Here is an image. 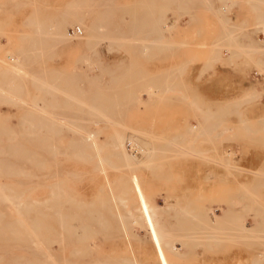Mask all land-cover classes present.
<instances>
[{
  "label": "rangeland",
  "instance_id": "obj_1",
  "mask_svg": "<svg viewBox=\"0 0 264 264\" xmlns=\"http://www.w3.org/2000/svg\"><path fill=\"white\" fill-rule=\"evenodd\" d=\"M12 4H20L21 7H13ZM226 4H229V8L232 7L229 9ZM0 6L5 7L3 10L0 7V20H3L2 25L0 24V69L6 68L4 70L7 74H13L11 70L21 71L20 75L25 81H19L21 86L16 90L28 91L30 95L23 96L20 100L27 104L38 100L45 103L39 101L41 107L27 104L17 108L0 105V112L9 116L7 125L15 134L24 130L30 135L35 129L34 133L37 134L35 137L32 135L33 138H16L17 143L30 147L34 157L40 155L41 160L45 158V154L37 148L36 142L41 139L42 145L48 142L45 146L50 147L54 142L60 149L54 155L59 166V177L54 175L55 170L51 167L55 161L44 160L42 177H31V180L29 177L33 185L27 184L25 192L10 189V194L14 198L22 195L23 197L18 198L21 199L18 200L19 203L25 201L31 204L30 200L42 202L51 195L49 185L55 180H63L66 184L63 183L62 187L66 189V194L83 204L82 217L73 221L79 229L87 225L93 231V237L80 243L77 237L76 241L61 240L58 248L53 246V243L60 242L58 239L48 240L40 235L19 237L16 229L15 233L10 234V238L8 233L5 234L6 237H2L3 234L0 233V264H37L38 258L27 248L28 240L39 242L36 251L41 250L45 254L40 258L39 264H45V260L49 264H69L71 261L81 264H123L124 261V264L264 263L260 261L264 257V0H0ZM102 8H105L103 12L107 14L106 23H103L106 25H101L103 31H98L97 26L95 33L93 31L88 34L89 13L93 11L97 15ZM61 13L67 15L64 19L66 21L60 27H54L56 31L49 30L48 34L44 32V35L50 37L45 36L47 42L50 40L52 45L57 46L52 55L42 56L43 59L40 58V53L34 56L26 54L34 50L42 51L40 48L32 50L30 39L34 38L33 28L27 25L28 22L36 21L31 20L36 14L40 22L46 21L48 24L49 19H57ZM96 17L99 19L98 15ZM158 21L162 22V28L166 31L156 33V27L153 26L154 23L157 26ZM75 28L81 34H69L70 40L65 38V34ZM152 29L156 31L155 34ZM224 33L231 36L228 38V45L232 49L226 46ZM153 39H156L157 44L149 46ZM87 40L93 44L90 45ZM35 57L36 60L44 61L35 65L31 62ZM84 59L90 63H85ZM44 67V73H41L40 68ZM55 71L56 75L52 73ZM63 77L68 78L64 81ZM53 78L57 82L63 80L60 83L63 84L62 90L66 97L73 87L70 95H78L76 101L79 102H74L75 97L67 99L64 94L56 93L55 98L51 87ZM44 84L48 88V94L43 92ZM75 89L81 91L80 95ZM55 99V107L59 109L48 104ZM84 100L87 103L88 100H94L101 105L99 107L102 110L104 107L107 120H97L94 115L90 116ZM67 102L73 103L69 106ZM82 102L84 105L80 104ZM233 102L238 105L234 107ZM196 103L203 106L199 107ZM229 103L234 109L227 107ZM36 108L45 109L44 113H39L44 119L43 124L49 119L52 124L55 121V125H64L61 131L58 130L59 137H46L45 134H51L47 128L40 129L41 133H45L41 136L36 127L33 130L27 125L21 127L16 118L20 114L19 110L35 111ZM58 110L63 113L59 111L58 114ZM86 114L94 117L95 121H91L94 118L88 119ZM90 121L91 125L85 127ZM33 123L28 124L34 125ZM73 126L83 127V131L81 132V128L74 130ZM87 130L96 132L95 141L101 152L97 156L92 150L81 149L84 155L87 151L89 157L80 158L78 153L74 156L75 148L84 145L80 135ZM113 130L121 131L125 137L131 138L126 146L128 150L131 148L132 156L137 158L132 172L124 159L111 155L107 142H110L112 133H115ZM52 137L57 138L54 140ZM7 141L6 136H0L2 148ZM99 157L104 162L98 164ZM23 164L33 168L26 161ZM27 172L24 173L25 176L30 174ZM46 172L50 173V178L43 177ZM0 177L1 183L24 178ZM130 177L138 181V193L125 187L126 178ZM121 199L132 210V207L147 202L163 208L171 204L174 213L167 215L165 226L171 233L175 232L172 234L177 239H193L189 243L187 261L172 257L162 243L144 239L143 232L139 229L134 231H137L140 239L137 236L134 239L129 225L126 229L130 239L125 238L126 234L121 230L118 218L121 214L125 216L121 212ZM12 204L15 206L14 201ZM63 207L69 213H74L70 202H65ZM89 211L93 212L94 221L101 218L96 221L100 225L97 226L98 230L96 222L87 215ZM191 217L192 220L187 222ZM260 220L263 223L256 228V222ZM241 223H245L255 235L258 231L259 236L253 234L249 236L251 238H242L239 227ZM0 228L3 229V224H0ZM191 229H195V232ZM196 229H201L198 232L204 231L207 235L217 234V243L211 240L208 246H199ZM223 235H228L231 239L224 242L229 238ZM87 240L89 241L86 242ZM220 240L227 246H220L223 245ZM237 240H240L239 243ZM84 242L91 246L88 248L80 245ZM241 242L244 243L241 245ZM259 244L261 247L257 246ZM62 245H66L65 248ZM71 248L80 255L72 257ZM251 251L257 253L253 254Z\"/></svg>",
  "mask_w": 264,
  "mask_h": 264
},
{
  "label": "bare ground",
  "instance_id": "obj_2",
  "mask_svg": "<svg viewBox=\"0 0 264 264\" xmlns=\"http://www.w3.org/2000/svg\"><path fill=\"white\" fill-rule=\"evenodd\" d=\"M169 1V0H168ZM180 1H182V0H180ZM192 1V0H191ZM85 3V2H84ZM182 3V2H181ZM78 4V3H77ZM114 4V3H113ZM187 4H190V2L189 3H187ZM186 4V5H187ZM20 4H16V5H14V4H12V6L14 7V6H16V7H18ZM81 6H82V3L80 4ZM122 5V4H121ZM126 5V4H125ZM171 5V4H170ZM170 5H167V7L168 6H170ZM183 5V4H182ZM229 5V4H228ZM228 5L226 4L225 6H227L228 7ZM2 6V5H1ZM0 6V7H1ZM5 6V5H4ZM11 6V5H10ZM72 6V5H71ZM76 6V5H75ZM96 5H94V7H95ZM104 6H106L107 7V5H104ZM103 6V7H104ZM113 6H115V5H113ZM188 6V5H187ZM187 6H185L184 8H187ZM231 6V5H230ZM233 6H235V5H233ZM6 7V6H5ZM5 7H1L2 8V10H3V8H5ZM19 7H21V6H19ZM98 7V6H97ZM178 7H180V6H178ZM182 7V6H181ZM232 7V6H231ZM230 7V8H231ZM256 7V6H255ZM72 8V7H71ZM117 8H119V7H117ZM164 8V7H163ZM166 8V7H165ZM184 8H178V9H183V10H185ZM229 8V7H228ZM229 8V9H230ZM234 8V7H233ZM70 9V8H69ZM77 9H79V8H77ZM76 9V10H77ZM82 9V8H81ZM80 9V10H81ZM188 9H189V7H188ZM188 9H187V11H188ZM224 9V8H223ZM1 10V9H0ZM1 10V11H2ZM73 10V9H72ZM90 10V9H89ZM102 10V11H101ZM100 10V13L98 12L97 13V15H98V17H99V19H97V15H96V13H94L93 11H91V14L89 13V16L88 17H90L89 19V24H90V26L88 27V34L89 33H91V32H93V33H95V31H97L96 29H98V31H103V26L104 25H106V24H103L105 21H106V17H107V14L105 13V12H103V10H105V8H102ZM127 10V9H126ZM152 10V9H151ZM153 10H154V7H153ZM164 10V9H163ZM190 10V9H189ZM67 11V10H66ZM109 11V10H108ZM130 11V10H129ZM161 11V10H160ZM79 12H82L83 13V11H79ZM96 12V11H95ZM130 12H132V11H130ZM185 12V11H184ZM226 12V11H225ZM230 12V11H229ZM152 13V12H151ZM164 13V12H163ZM67 14V13H66ZM70 14V13H69ZM123 14V13H122ZM152 15V14H151ZM161 15V14H160ZM65 16H67V15H62V13L60 14V17L59 18H57V19H49V18H46V20L47 19H49L50 21H49V23L47 24L46 23V21H44V22H40L39 21V19H37L36 18V14L34 15V18H32L31 20H36V21H29L28 22V24L27 25H31L32 26V28H33V36H34V38H32V39H30V43L32 44V50H34V49H36V48H40L41 50V52H36L35 50L32 52H26V54H30L31 53V55L32 56H34V55H36V54H38V53H40V55H41V57L40 58H43L42 56H48V55H52V51L54 50V49H56L57 48V46H55V44H51L52 42L49 40V42H47V40L45 39V36L46 35H44L45 33L44 32H50V31H54L55 30V28L54 27H60L62 24H63V22L64 21H66V20H64L65 19ZM92 16V17H91ZM143 15H141V17H142ZM70 17V16H69ZM68 17V18H69ZM78 17V16H77ZM110 17H112V16H110ZM134 17V16H133ZM260 17V16H259ZM258 17V18H259ZM262 17V16H261ZM55 18V17H54ZM80 18V17H79ZM81 18H84V16L83 17H81ZM153 18V17H152ZM70 19V18H69ZM77 19V18H76ZM75 19V20H76ZM97 19V20H96ZM143 19V18H142ZM264 19V18H263ZM79 20V19H78ZM77 20V21H78ZM159 20V19H158ZM1 21V20H0ZM3 21V20H2ZM2 21L0 22V24L2 25ZM76 21V22H77ZM87 21V20H86ZM155 21V20H154ZM224 21V20H223ZM5 22V21H4ZM69 22V21H68ZM73 22V21H72ZM144 22V21H143ZM156 22V21H155ZM159 22V23H158ZM157 22V26H155V24L156 23H154V26L153 27H156V31H154L153 29H152V32L154 33V32H156V33H160L162 30H164V28H162V22H160V21H158ZM264 22V21H263ZM78 23V22H77ZM106 23V22H105ZM145 23H147V22H145ZM74 24H76V23H74ZM79 24V23H78ZM159 24V25H158ZM264 24V23H263ZM101 25H103V26H101ZM97 26H98V28H97ZM142 26V25H141ZM4 27V26H3ZM143 27V26H142ZM84 28V27H83ZM96 28V29H95ZM101 28V29H100ZM87 29V28H86ZM166 29H168V28H166ZM169 29H171V28H169ZM50 30V31H49ZM114 30V29H113ZM56 31V30H55ZM164 31H166V30H164ZM169 31V30H168ZM2 33V32H1ZM86 33V32H85ZM92 33V34H93ZM98 33V32H97ZM109 33V32H108ZM163 33V32H162ZM229 33V32H228ZM48 34V33H47ZM79 34H81V32H79ZM155 34V33H154ZM66 36H65V38L67 37V38H69V40H70V37L71 36H76V34L74 33L73 35H69V33L67 32L66 34H65ZM111 35V34H110ZM151 35V34H150ZM224 35H225V33H224ZM226 35H227V33H226ZM225 35V37H226V39H227V41H226V46H228L229 47V45H228V42H229V37H231L229 34L226 36ZM25 36H27V35H25ZM25 36H23V39L22 40H24V37ZM122 36V35H121ZM28 37V36H27ZM36 37L37 38H41V39H36ZM47 38L49 37V36H46ZM60 37V36H59ZM59 37H58V39H59ZM95 38H96V35L94 36ZM106 37V36H105ZM150 37V36H149ZM50 38V37H49ZM53 38V37H52ZM54 38H56V37H54ZM61 38V37H60ZM65 38H62V39H65ZM90 38H92V37H90ZM94 38V39H95ZM107 38V37H106ZM125 38V37H124ZM147 38V37H146ZM224 38V37H223ZM57 39V38H56ZM131 39V38H130ZM28 40V39H27ZM26 40V41H27ZM99 40V39H98ZM103 40V39H102ZM105 40V39H104ZM134 40V39H133ZM163 40V39H162ZM232 40V39H231ZM230 40V41H231ZM54 41V40H53ZM61 41V40H60ZM159 41V40H158ZM157 41V42H158ZM72 42V41H71ZM87 42H89L90 43V45L91 44H93V43H91L89 40H87ZM156 42V39H153V40H151L149 43V46H151V45H153L154 43ZM161 42V41H160ZM29 43V42H28ZM89 43H88V45H89ZM98 43V42H97ZM114 43H117V42H114ZM224 43V42H223ZM155 44H157V43H155ZM29 45V44H28ZM63 45V44H62ZM167 45H170V44H167ZM144 46H146V45H144ZM163 46V48H167V47H165L164 45H162ZM92 47V46H91ZM147 47V46H146ZM168 47H170V46H168ZM28 48V47H27ZM148 48V47H147ZM152 47H150V49H151ZM161 49H162V47H160ZM229 48H231L232 49V47L230 46ZM43 49H49V51L47 52H45ZM143 49H145L144 47H143ZM159 49V48H158ZM170 49V48H169ZM147 50V49H146ZM218 50V49H217ZM234 50V49H233ZM232 50V51H233ZM51 51V52H50ZM144 51V50H143ZM240 51V50H239ZM146 52V54L148 53L147 51H145ZM54 53V52H53ZM217 53H218V51H217ZM20 54V53H19ZM230 54V53H229ZM238 54V53H237ZM39 55V56H40ZM55 55V54H54ZM13 56V55H12ZM90 56V55H89ZM237 56V55H236ZM16 57V56H15ZM15 57H13V58H15ZM85 57V56H84ZM12 58V57H11ZM32 59V58H31ZM44 59V58H43ZM17 60V58L15 59V60H13V61H16ZM33 60V59H32ZM46 60V59H45ZM85 60V59H84ZM44 60H36V57H35V60H33V61H31L33 64H38L39 62H40V64H41V62H43ZM46 62V61H45ZM85 63H90V62H88L87 60H85L84 61ZM260 63V62H259ZM87 66H88V64H87ZM38 67V66H37ZM14 68V67H13ZM16 68V67H15ZM88 68H89V66H88ZM91 68V67H90ZM89 68V69H90ZM4 69H6V68H3V69H0V105H4V106H8V107H12V106H15L16 108H17V106H21V105H25V104H27L26 103V101H22V100H20V98L21 97H23V96H28V95H30L29 94V92L28 91H25V92H18L19 90H16L17 88H20V84H19V81H25V79H24V77L23 76H21L20 75V70L19 69H17V70H11V72H13V74H7L6 72V70H4ZM8 70V69H7ZM44 70H45V67L44 68H40V72L41 73H44ZM51 72V71H50ZM52 73H57L56 71L55 72H52ZM202 73V72H201ZM56 75V74H55ZM22 77V78H21ZM55 78H57L56 76H55ZM55 78H53L52 79V82H51V87H52V90H53V96H55V98H56V96H57V94L56 93H58V94H60V95H62V94H64L65 95V97H66V93H64V87H63V84L61 85V83L60 82H62V81H60V82H57V81H55L54 79ZM66 78H68V77H63V79H64V81H65V79ZM71 79L69 78L68 79V81H70ZM67 81V80H66ZM93 81V80H92ZM11 82H16V83H18V84H11ZM65 83V82H64ZM66 83H68V82H66ZM65 83V84H66ZM72 84H73V82H72ZM69 85V84H68ZM10 86H13L12 87V90L11 91H8V89H10ZM42 86H43V84H42ZM70 86V85H69ZM74 86V85H73ZM41 87V86H40ZM63 89V90H62ZM66 90H68V89H66ZM70 90V92L68 91V93H73V91L71 92V90H74V88L72 87L71 89H69ZM76 90V89H75ZM78 90V89H77ZM76 90V91H77ZM46 92V94H48V88H46V86H45V84H44V87H43V92ZM67 92V91H66ZM78 92V91H77ZM80 93H81V91L80 92H78V94L80 95ZM69 94V95H70ZM68 95V97H66L67 99L69 98H73V97H75V99H74V102H79V101H76L77 100V96H75V94L74 95H70L69 96ZM88 96H90V95H87V97ZM81 97V96H80ZM60 98H61V96H60ZM63 100H65V99H63ZM41 103H43V104H45L43 101H41V100H38V101H36V102H31V103H29L28 102V104L27 105H31V107H34V106H40V102ZM62 101V100H61ZM66 101H68V100H66ZM71 101H73V99H71ZM85 101V100H84ZM89 102L87 103V101H85L86 103V105L88 106V114H90V116L91 115H94L95 116V118L97 119V120H102V119H106V116H105V110H104V107H103V110L99 107V106H101V105H99V104H97L94 100H88ZM57 102H59V101H57ZM65 102V101H64ZM62 103V104H65V103ZM186 102V101H185ZM199 102V101H198ZM197 102V103H198ZM67 103H69V102H67ZM71 103H73V102H71ZM71 103H69V104H67V105H71ZM193 103V102H192ZM191 103V104H192ZM196 103V105L197 106H203V104H200V105H198ZM202 103V102H201ZM206 103V102H205ZM215 103V102H214ZM213 103V104H214ZM42 104V105H43ZM49 105L51 104L55 109H59V108H56L55 107V105H57V103H56V99L55 100H53V101H49V103H48ZM58 104H60V103H58ZM80 104H83V102L82 103H80ZM210 104V103H209ZM217 104V103H216ZM225 104V103H224ZM233 105H234V107L236 106V105H238V103L235 105V102H233L232 103ZM231 103H229L228 105H227V107H232L233 109H234V107L233 106H230V105H232ZM76 105H78V104H76ZM84 105V104H83ZM192 105H194V103L192 104ZM220 105H222V104H220ZM68 106V107H69ZM206 106V105H205ZM209 106V105H208ZM210 106H211V104H210ZM215 106V105H214ZM217 106H219V105H217ZM41 107V106H40ZM58 107V106H57ZM86 107V106H85ZM225 107V106H224ZM226 107V108H227ZM238 107V106H237ZM15 108V109H16ZM210 108V107H209ZM63 109V108H62ZM61 109V110H62ZM66 109V108H65ZM64 109V110H65ZM106 109V108H105ZM228 109V108H227ZM43 110H45V109H40V108H36V110L34 111V109H28V111H27V109H26V111H24V112H21L22 110H19L20 111V114H19V116H16V118H17V120H19L20 121V125H21V127H23L24 125H27L28 126V128L30 127L32 130L34 129V127H36L37 129H45V128H47V131L49 130L50 132H51V134H45V136L47 137H51V136H57V134H59L58 133V130L59 131H61L60 129L62 128V127H64V125H55V121H54V123L52 124V122H49L48 120H45V124H43L42 122L44 121V119H42L41 117H40V114L39 113H44L45 111H43ZM47 110V109H46ZM52 111V109H49V111ZM54 110V109H53ZM64 110H62V111H64ZM67 110V109H66ZM65 110V111H66ZM230 110V109H229ZM16 111H18V110H16ZM60 110H58V114L61 112V113H63L62 111H60ZM68 111H70V110H68ZM222 111H224V109L222 110ZM238 111V110H237ZM34 112V113H33ZM53 112V111H52ZM92 113V114H91ZM202 113V112H201ZM39 114V115H38ZM52 114H55V113H52ZM65 114V113H64ZM107 114V113H106ZM43 115V114H42ZM87 115V114H86ZM85 115V116H86ZM201 116H202V114H200ZM44 116V115H43ZM72 116V119H74L75 120V118H73V115H71ZM84 116V117H85ZM88 116V119H90V118H94V117H89V115H87ZM99 116V117H98ZM204 116V115H203ZM202 116V117H203ZM11 117V116H10ZM53 117L54 118H56V116H54L53 115ZM59 117V116H58ZM115 117V116H114ZM48 118V117H47ZM66 118H69V116L68 117H66ZM82 118V117H81ZM81 118H80V120H81ZM95 118L94 119H92L91 121H95ZM99 118H102V119H99ZM108 118V117H107ZM52 119V118H51ZM61 120H62V118H60ZM60 119H58L59 121H60ZM83 119H85V118H83ZM87 119V118H86ZM88 119L86 120V121H88ZM108 119H111V117L110 118H108ZM113 119V118H112ZM203 118H201V120H202ZM107 120V119H106ZM208 120V119H207ZM8 121H9V116L8 115H5V114H3L2 112H0V123L2 124V126L0 127V128H2V129H0V136H6V138L8 139V141H7V143L4 145V147L2 148L1 146H0V176H12L13 178H15V176H17V177H24V178H28V180H23V179H18V180H15V181H13V182H5V183H1V181H0V218H4L5 220H2V219H0V224L2 225L3 224V229L2 228H0V233H2L3 234V236L2 237H6V235L5 234H7V236H9L10 234H12V233H15L14 231H15V229L17 230V231H19V233L17 232V234H20V235H18L19 237H26V236H28V235H40V236H44V237H46L48 240H52V239H58V241H60L59 243H57V242H55V243H53V246H54V248H56V246H57V248L58 247H60L61 246V243H62V241L61 240H64L65 242H66V240H68V241H73V240H75V237H77V241L80 243L81 241H85V239L86 238H91V237H93V236H91L92 235V233H93V231L90 229L89 230V227L86 225V226H84L82 229L80 228H78L77 226H76V224H75V222L73 221L74 219H77V218H81L82 217V215H83V204L82 203H80L79 201H76V200H74V199H72L73 197H71L70 195H68V194H66V189H64L62 186H63V183H65V182H63V180H60V179H58V180H55V182H53V184L52 185H49L50 186V189H51V195H50V197L49 198H47L45 201H39V200H30L31 201V204H29V203H26L25 201L24 202H20L19 203V201L18 200H21V199H18L19 197H23L22 195H18L17 196V198H14L13 196H12V194H10V189H15L17 192H25L27 189V184H29L31 181H29V177H30V180H31V177H36V178H38V177H42V169H44L45 167V163H44V160L45 161H47V160H53V161H55L54 159H56V158H54L55 156V154L56 153H58L59 151H60V149H58V147H57V145L53 142L52 143V145L50 146V147H46L45 145L46 144H48V142H46L45 143V145H42V143H43V139H41V140H38L36 143H37V148L39 149V151L41 150V152L43 153V155L45 154V158H43L44 160H41V157H40V155H38L37 157H34L32 154H31V149H30V147H25V146H22L20 143H17V141L18 140H16V138L18 137V138H20V140H21V137L23 138L24 136H26V137H32V135H33V137H35L34 135H36L35 133H34V130H33V133L31 134L30 133V135H28L27 134V132H24V130H23V132H20V133H18V131H17V133L15 134V133H13V132H11V130H10V128H9V125H7V123H8ZM36 121V122H35ZM41 121V122H40ZM47 121H48V123H50V125L47 123ZM51 121H53V119L51 120ZM66 121H67V119H66ZM65 121V122H66ZM70 121V120H69ZM72 121V120H71ZM91 121H90V124H89V122H88V124L87 125H85V127L86 126H88V125H91ZM204 121H206V120H204ZM33 122H35V124L33 123ZM77 122V121H76ZM28 123H33L34 125H31V124H28ZM42 123V124H41ZM67 123V122H66ZM108 123V122H107ZM52 124V125H51ZM86 124V123H85ZM65 126H66V124H65ZM82 126V125H81ZM33 127V128H32ZM72 127V126H71ZM74 127V126H73ZM89 127V126H88ZM26 128V127H25ZM68 128H69V126H68ZM75 128H77V126L76 127H74V130H75ZM81 128V127H80ZM80 128H79V126H78V130H80ZM83 128V127H82ZM82 128H81V132L83 131L82 130ZM120 128V127H119ZM13 129V128H12ZM72 129V128H71ZM76 129V130H77ZM122 129V128H121ZM14 130V129H13ZM26 130H29V129H26ZM32 130H29V131H31L32 132ZM116 130H118V129H116ZM116 130L114 131L113 130V132H115V133H112V137L110 138V142H107V144L109 143V145H107L109 148H110V150H111V155H115V156H119V157H121L122 159H124V161L126 162V164H127V168L128 169H130V172H132V171H134L133 170V168L135 167V164H136V162L137 161H135L137 158L136 157H134V156H132L133 155V153L132 152H130L131 151V148H130V150H128V147L126 146V143L127 142H129L130 141V139L131 138H127V137H125L124 136V133L123 132H116ZM120 130V129H119ZM75 132V131H74ZM80 132V133H81ZM40 133V135L41 136H44V134L43 133H41V130L38 132V134ZM98 133V132H97ZM75 135H76V133H75ZM98 135V134H97ZM78 136H79V133H78ZM81 136V141H83V143H84V145L83 146H81V147H78L77 146V148H75V150H74V156H77V153H78V157L80 156V158H81V156L83 157V156H88L86 153H87V151H85V155H84V151H82V150H92L93 151V153H96L97 154V156L100 154V152H101V148L100 147H98L97 146V143H96V141H95V137H96V132L95 131H92V130H87V131H84V133H83V135H80ZM111 136V135H110ZM110 136H108V138L110 137ZM32 137V138H33ZM57 137H59V135L57 136ZM56 137V138H57ZM27 138V140L28 141H30L31 142V139L29 140ZM54 140L56 139V138H54V137H52ZM59 139V138H58ZM10 140H12V141H10ZM109 140V139H108ZM126 140H128V141H126ZM33 141V140H32ZM50 142V141H49ZM40 145H42V146H40ZM31 146V145H30ZM75 146V145H74ZM74 146H70V147H74ZM107 146L105 147L106 149H107ZM67 147H69V146H67ZM84 149H83V148ZM79 148V149H78ZM105 148H102V149H105ZM108 148V149H109ZM72 149V148H71ZM76 149H78V150H76ZM82 149V150H81ZM29 151V153H27ZM73 151V150H72ZM108 151V150H107ZM110 152V151H109ZM149 152L151 153V150L149 149ZM156 153V152H155ZM51 154L53 155V158H51ZM31 156H33L34 157V162H33V157H32V159H30L31 158ZM89 157V156H88ZM95 157V156H94ZM109 157V156H108ZM77 158V157H76ZM84 158V157H83ZM97 158V157H96ZM95 158V159H96ZM87 159V158H86ZM90 159V158H89ZM17 160H19V161H23V162H25L26 161V164L28 165V163H31V166H33V168L31 167L30 168V166H25L24 164H23V162H17ZM81 160V159H80ZM28 161H30V162H28ZM98 161V160H97ZM96 161V162H97ZM102 159H100V157H99V161H98V164H100V163H102ZM28 162V163H27ZM104 162V161H103ZM138 164V163H137ZM30 165V164H29ZM47 165V164H46ZM49 166V165H48ZM48 166H46V168L48 167ZM51 167H52V169L53 170H55V176L56 177H59L60 176V173L58 172V165L56 164V161H55V164L54 163H52L51 164ZM33 169L34 171H31V170ZM42 170V171H41ZM45 170V169H44ZM29 172L30 174H27L26 176H28V177H26L25 175H24V173H26V172ZM49 171V170H48ZM27 172V173H28ZM44 174V173H43ZM50 174V173H49ZM49 174H47V172H46V175L45 176H43L44 178H50L49 177ZM129 175L131 176V173H129ZM128 175V176H129ZM11 177V178H12ZM1 178V177H0ZM10 178V177H9ZM68 183H70L69 182V180H68ZM66 184V183H65ZM31 185H33V181H32V183H30L29 184V186H31ZM53 187V188H52ZM68 187V186H67ZM125 187L127 188H130L131 190H134L136 193H138L139 192V190H140V186H139V183H138V181L136 182L135 180H133L131 177H130V179L129 178H126V181H125ZM76 198V197H75ZM12 201H14L15 202V206H13V204H12ZM65 202H70L71 204H72V209H73V212L74 213H69V211L68 210H66L64 207H63V204L65 203ZM120 204H121V212H123V214H125V216L124 215H122L121 214V212H120V214H121V216H119L118 218H119V221L121 222L120 223V228H121V230L126 234H123V235H125L124 237L126 238H129V235H128V233H127V226L129 225L130 227H131V229H132V234L134 235V239L136 238V236L137 237H139V234L137 233V231L135 232L134 231V229H139V230H141L142 232H143V238L144 239H150V240H152V241H154V242H156V243H162V245L163 246H165L168 250H169V253H170V255L172 256V257H176L177 259H179V260H182V261H187V259H188V257H189V251H188V249H189V247H190V241L191 240H193L191 237H185L184 239H177L176 238V236H174L173 234L175 233V232H170L167 228H166V226H165V223H167L166 222V219H167V215L170 213V212H173L174 213V208H173V206H171V204H167L164 208L163 207H158L157 205H155V206H153V205H151L149 202H147V203H143V204H141V205H138V206H136V207H132L134 210H132V209H130V207H128V206H126L125 205V203H124V200L123 199H121V201H120ZM161 204V203H160ZM161 206V205H160ZM129 208V209H128ZM227 208H228V206H227ZM179 211V210H178ZM85 212V211H84ZM209 212H207V215L209 216V214H208ZM87 215H90L93 219V221L95 220L94 219V217H93V212H91V211H89V214H87ZM89 216V217H90ZM23 218H24V220H23ZM88 218V217H87ZM99 219H101V218H99ZM99 219H97L96 221H99ZM190 220H192V217H191V219H189V220H187V222L188 221H190ZM216 220V219H215ZM96 221H94V222H96ZM98 222H96V224H97ZM192 223V222H191ZM263 223V220H260L259 222H256V228H257V226L258 227H260V225ZM97 226H100V225H96V227ZM240 227V234H241V236H243L242 238H251V237H249V236H253V232H251V229H248L246 226H245V223H241V225L239 226ZM101 228V227H100ZM103 229V228H102ZM255 229V228H254ZM12 230H13V232H12ZM97 230H98V227H97ZM192 231H194L195 232V229L193 230V229H191ZM197 230V229H196ZM258 230V229H257ZM198 231H201V229H199V230H197V236H196V239H197V243H198V245L199 246H208L209 245V243H210V241L211 240H215L216 238H217V234H215V235H207V233H205L204 231L203 232H198ZM257 232L258 231H256V235H257ZM90 233V236H88V234ZM98 233V232H97ZM259 233V232H258ZM262 233V232H261ZM1 234V235H2ZM86 236H85V235ZM194 234V233H193ZM23 235V236H22ZM84 235V236H83ZM95 235V234H94ZM255 235V234H254ZM255 235V236H256ZM264 235V234H263ZM223 236H226V235H223ZM222 236V237H223ZM259 235H257L256 237H258ZM11 237V235L9 236V238ZM95 237V236H94ZM97 237V236H96ZM221 237V238H222ZM226 237H228V235L226 236ZM233 238H235L234 236H232ZM238 237V236H237ZM9 238H5V240H10ZM219 238V237H218ZM220 238V239H221ZM229 238V237H228ZM239 238V237H238ZM241 238V237H240ZM264 238V237H263ZM3 239V238H2ZM66 239V240H65ZM130 239V238H129ZM133 239V240H134ZM138 239H140V237L138 238ZM222 239H224V238H222ZM227 239V238H226ZM231 238H229V239H227L226 241H224V242H227L228 240H230ZM237 239V238H236ZM254 239L256 240V238L254 237ZM259 239V238H258ZM260 239H262V237L260 238ZM12 240V239H11ZM21 240H22V238H21ZM75 240V241H76ZM91 240V239H90ZM182 240V241H181ZM219 240V239H218ZM234 239H232V241H233ZM250 240H252V239H250ZM3 241V240H2ZM23 241V240H22ZM74 241V242H75ZM89 240H87L86 242H88ZM216 241V240H215ZM238 241V240H237ZM240 241V240H239ZM239 241H238V243H239ZM242 241V240H241ZM245 241V240H244ZM258 241V240H257ZM8 243H10L9 241H7ZM86 242H84V244H80V245H85L86 244ZM180 242V243H179ZM220 242H222L223 243V241L222 240H220ZM233 242H235V240L233 241ZM248 242V241H247ZM259 242V241H258ZM260 242H262V241H260ZM4 243V242H3ZM83 243V242H82ZM216 243H217V241H216ZM219 243V242H218ZM221 243V244H222ZM242 243H244V242H241L240 244L242 245ZM257 243V242H256ZM224 244L225 243H223V245H220V246H224ZM258 244V243H257ZM39 245V242H32L31 240H28L27 241V248L30 250L29 252H33V254H35V256L34 257H37L36 259V261H37V264H39L38 262H41V259L40 258H42V256H45V254H43L42 252H40V251H36V246H38ZM254 245V244H253ZM65 246L66 245H62V247L63 248H65ZM85 246H87L88 248L91 246V245H85ZM215 246V245H214ZM226 246H227V244H226ZM226 246H224V247H226ZM257 246H259V247H261L260 246V244L259 245H257ZM2 247V246H1ZM61 247V248H62ZM85 248V250L87 249L88 250V248ZM223 247V248H224ZM248 247V246H247ZM256 247V246H255ZM5 248V247H4ZM7 249H8V247H6ZM26 248V249H27ZM62 248V249H63ZM82 248V251L84 250L83 249V247H81ZM248 248H251V247H248ZM254 248V247H253ZM24 249V248H23ZM28 249H27V251H28ZM62 249H61V251H62ZM72 249V248H71ZM74 249V248H73ZM73 249H72V251H73ZM199 249V248H198ZM218 249H220V248H218ZM261 249H263V248H261ZM2 250H3V247L1 248V252H2ZM6 250V249H5ZM9 250V249H8ZM80 250V249H79ZM86 250V251H87ZM184 250H185V252H184ZM202 250V249H201ZM259 250H260V248H259ZM7 251V250H6ZM25 253H26V251L25 250H23ZM81 251V250H80ZM86 251H84V252H86ZM218 251V250H217ZM260 251H263V250H260ZM31 252V253H32ZM78 251H73V253H72V257H76V255H80V253H77ZM253 254H255V253H257V252H255L254 253V251H251ZM250 252V253H251ZM213 253V252H212ZM211 253V254H212ZM2 254H7V253H2ZM216 254V253H215ZM219 254V253H218ZM30 255V254H29ZM196 255V254H195ZM264 255V254H263ZM31 256H32V254H31ZM212 256H215V255H212ZM217 256V255H216ZM250 256V255H249ZM256 256V255H255ZM252 258V257H251ZM262 257L260 256V258L259 259H261ZM264 258V257H263ZM262 258V260H260L262 263L264 262V259ZM212 259V258H211ZM81 260L83 261V258H81ZM204 260V259H203ZM252 261V260H251ZM250 261V262H251ZM7 262H9L10 263V261H7ZM125 262V261H124ZM124 262H123V264H124ZM128 263V262H127ZM11 264V263H10ZM45 264H49L46 260H45ZM69 264H81V262L79 263V262H77V261H71V262H69ZM129 264H130V262H129ZM132 264V263H131ZM210 264V263H209ZM254 264V263H253ZM258 264V263H257ZM264 264V263H263Z\"/></svg>",
  "mask_w": 264,
  "mask_h": 264
},
{
  "label": "built area",
  "instance_id": "obj_3",
  "mask_svg": "<svg viewBox=\"0 0 264 264\" xmlns=\"http://www.w3.org/2000/svg\"><path fill=\"white\" fill-rule=\"evenodd\" d=\"M74 33H75V34H78V33H79V29L75 28V29L69 31V34H70V35H72V34H74Z\"/></svg>",
  "mask_w": 264,
  "mask_h": 264
}]
</instances>
